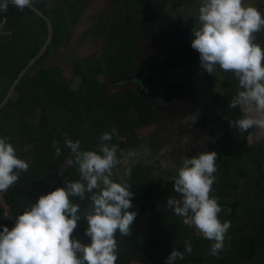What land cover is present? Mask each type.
<instances>
[{
  "label": "clouds",
  "instance_id": "9594fccd",
  "mask_svg": "<svg viewBox=\"0 0 264 264\" xmlns=\"http://www.w3.org/2000/svg\"><path fill=\"white\" fill-rule=\"evenodd\" d=\"M32 2L0 0V12H7L9 4L23 11ZM190 8L189 16L195 17L191 47L199 53L200 69L213 76L219 68L237 81L229 106L238 108L241 115L228 120V125L246 133L250 144L254 135L264 136V41L257 40V34H264V16L247 0H195ZM77 86L78 78L73 90ZM114 136H118L115 126L100 135L97 148L83 150L80 140L73 141L65 134L64 144L71 153L66 163L78 168L79 179H65L64 186L40 195L14 218L11 228L0 225V264H117L116 234L132 235L137 212L130 210L134 197L131 185L121 177L114 179L119 176L118 167L128 162L119 144L112 143ZM53 147L59 157V143L53 141ZM163 151H170V146ZM217 159L216 151L184 156L173 176V190L181 199L169 196L165 204L183 218L185 225L210 241L209 254L218 257L231 221H221L218 197L210 195ZM28 169L29 163L18 157L10 138L0 136V194ZM72 197L88 199V209L82 213ZM81 219L87 224L83 234L87 243L73 236ZM192 251L191 242L185 240L184 251L173 248L165 264H176L184 259L185 252Z\"/></svg>",
  "mask_w": 264,
  "mask_h": 264
},
{
  "label": "trees",
  "instance_id": "16d2710c",
  "mask_svg": "<svg viewBox=\"0 0 264 264\" xmlns=\"http://www.w3.org/2000/svg\"><path fill=\"white\" fill-rule=\"evenodd\" d=\"M41 46L42 44H39L29 54L19 56L17 61L15 58L7 57L16 62L17 65L7 73V79L3 83L5 91L0 102L5 98L21 71L40 51ZM123 48L122 52L127 49L137 51L136 46H131L129 43L123 45ZM113 54L117 55L116 58L113 57ZM113 54L106 55V59L109 75L117 76L120 72L113 73L112 69L117 67L125 69L128 63L123 58L125 54L120 53V51ZM91 60L80 63L78 75L81 76L82 83L80 90L74 93L69 92L61 80L49 84L50 78L46 73L36 77L28 74L21 82L18 91L25 93L23 101L26 102L24 104L27 106L38 105L43 109L42 133L36 138L39 146L42 141H45L44 135L47 132L53 141H56L55 137H60L64 141V136L67 134V137L73 141L80 140L84 150L95 149L101 143L100 135L105 131H111L113 126L118 132V136L113 137L114 143L120 141L124 143L130 138L134 144L140 139L138 129L158 122L156 111L141 99L137 98V101L130 105L124 95L109 96L105 94L106 92L100 93L99 89L103 83L100 80L96 79L97 81H95L91 77L89 78L82 71V65L90 64L97 76L104 72L98 61ZM89 79L94 81V84H88ZM97 105L99 106L96 109L91 108ZM131 107L136 110V113L132 112ZM89 108L91 109L87 112L86 110ZM60 109L68 111L70 117L66 124H63L59 117H56L55 113ZM122 116H126L125 121L120 119ZM216 117L217 115H213L212 124L216 123ZM4 122L3 124L0 123V126L6 128ZM48 130H51L52 133ZM224 131L229 137V144L226 146L217 145V147L221 149L241 148L239 141L231 137L237 131L232 129L229 132L227 128ZM41 149L46 150L48 147L43 143ZM207 151H212L210 146ZM53 152L55 153L54 147ZM232 153L235 152L228 150L222 154L218 153L217 171L214 173L216 179L210 193L211 196L218 197V202L222 207V212L219 214L221 221H231V228L226 235V245L218 257L209 254L210 241L204 239L192 226L185 225L183 218L176 216L173 209L166 207L165 202L169 196L178 200L181 199L180 195L173 190L174 180L164 182L161 176L158 179L157 177L150 178L153 167L137 164L135 167L132 165V176L127 180L134 193L133 208L130 210L136 211L137 216L132 225V235L121 237L119 232L116 234L119 245L117 264H165L166 258L173 248L181 252L184 251L185 240L191 242L193 251L191 254L185 252L184 259L178 260L176 264H264V149L256 150V148L247 147L242 150L243 154L235 155ZM70 155L64 156L63 160L66 162ZM194 155L189 153L186 156L190 158ZM243 159L249 160V166H252L254 171L252 173L257 176L254 179L252 193L247 197L237 199L236 196H239L241 189V185L238 184L239 181L252 178L251 174L244 172V168L241 167ZM61 165V161L56 160V165L52 171H49L48 176L56 179L59 176L58 173L63 172ZM231 167L234 168L231 169ZM66 171L68 180L79 179L78 168L75 165L68 166ZM117 171H120V167ZM114 179H118V176ZM234 179L238 183H235ZM13 194V191L9 192L7 201L12 213L15 210L17 214H20L26 208V203H21L19 197V204L16 205ZM28 197L31 203L39 198L36 193H31ZM229 197L235 200L230 202L228 201ZM71 199L74 203L80 204L82 213L88 209L90 204L88 199L80 200L78 197ZM0 216H5L4 210L1 211L0 209ZM3 222L9 228L14 224L11 220H3ZM86 227V221L81 219L73 233L74 237L81 238L82 242L85 243L88 242L83 235Z\"/></svg>",
  "mask_w": 264,
  "mask_h": 264
},
{
  "label": "flooded vegetation",
  "instance_id": "af4514ba",
  "mask_svg": "<svg viewBox=\"0 0 264 264\" xmlns=\"http://www.w3.org/2000/svg\"><path fill=\"white\" fill-rule=\"evenodd\" d=\"M148 1L153 2L156 0H146L145 2L149 3ZM158 1L161 5L162 0ZM103 2L102 0H33L32 4L40 9L45 16L32 7H26L23 11H20L16 10L11 4H9L7 12H0V17H6L0 19V98L5 91L3 83L7 79V73L17 65L16 62L7 57L15 58L17 61L19 56L29 54L39 44H42V49L49 36V20H51L54 26L53 42L46 54L28 73L33 77L46 73L50 78L49 84L61 80L67 86V90L74 93L80 90L82 83V78L78 75L80 63L95 59L104 69L102 74L105 75H100L104 79L100 80L107 88L105 94L109 96L124 95L130 105H133L137 101L136 99L139 98L153 107L157 113L158 122L168 132L171 141L174 137L190 136L193 132L198 131L200 132L197 139L198 144L202 140L209 139L208 136L215 139L211 131L213 115H217L220 120L228 121L231 120L228 119V116L232 114L233 110H236L237 118L240 117L239 109L229 106L237 91V81L231 74H225L219 68L213 76L202 72L198 62L199 53L191 47L193 39L192 25L190 20H184L187 13H183L179 4L181 3L180 5L183 8L191 12L190 7L195 3V0H174V5H178L179 8L176 6V11L171 12L174 21L170 19L167 22L171 40L170 44L164 45V51H162L164 53L161 55L162 60H160L161 56L159 54L160 20H156V13L153 16L150 10L156 5L148 4L145 8H139V10L142 9L143 13L148 11L151 14L148 15L149 19L155 22L153 28L149 29L151 26L149 23L148 28L143 29L142 26L145 24L144 15L137 16V13L132 17L133 14H129L132 8L128 11L129 13H127V8H122L125 9L124 12L120 8V15H118L113 8H106V3ZM131 2L132 0H129V3ZM247 2L260 9L262 16H264V0H247ZM188 4L191 6H188ZM109 15L118 16L113 25L127 23V27L133 26L132 30L123 33L133 37L132 40L129 39V42H133V46H136L137 49L136 52L129 49L124 51L123 58L128 66L125 69L121 67L112 69L113 73L120 72L117 76L109 75L107 59L106 65L102 62V59L109 55L108 50L112 42L100 44L88 53L80 50L86 38L101 27L107 21ZM83 23L85 26H89L87 29L89 32L86 35L80 33L81 27L83 29ZM73 26L76 28L73 29ZM112 31L110 30V32ZM155 34H158V38H152ZM148 36H151V38ZM109 37V41H111V34ZM257 40L264 41V34H257ZM56 42L58 43L55 44ZM147 42L153 46L152 51L141 50ZM165 52H168V54ZM168 55L174 57V59L168 60V64H165L164 60ZM181 57H183L184 65L175 62L176 59ZM61 62L65 66L59 65ZM43 63H46L45 67H41ZM61 68L64 69L63 74L60 71ZM68 70L73 71L71 79L66 74ZM36 71L38 72L33 74ZM121 75H129V77ZM77 78L78 86L73 90L72 85L77 81ZM159 83L160 93L156 95L154 89L159 88ZM117 88H122V90L117 93ZM222 106H226V108ZM131 109L132 112L136 113L133 107ZM60 111L62 110L60 109ZM58 112L55 113L56 116H59ZM189 116L196 117L194 122L187 119ZM237 133L239 142L244 143L247 140V134L238 131ZM262 140H264V136L256 137L254 135L251 143L252 147L264 149V144L261 143ZM209 141L211 143V140ZM211 146L213 147V141Z\"/></svg>",
  "mask_w": 264,
  "mask_h": 264
},
{
  "label": "crops",
  "instance_id": "0c3cea01",
  "mask_svg": "<svg viewBox=\"0 0 264 264\" xmlns=\"http://www.w3.org/2000/svg\"><path fill=\"white\" fill-rule=\"evenodd\" d=\"M102 1H104L103 3H106L105 4L106 8H108V9L113 8L114 10H116V13L118 15H120V8L121 9L122 8H128V9L132 8V6L129 3V0H108V2H107V0H102ZM122 2L124 3L123 5H122ZM145 3L146 2H143V5L141 7L145 8L148 4L156 5V7H154L151 10V14L154 16L155 15V13H154L155 9H157L160 2L158 0H156L153 2H149L147 4H145ZM151 14L148 11H146V13H144V14H140V15H144V18H145V20H144L145 24H144V26H142L143 29H146V27L148 28L149 23L151 24L149 29L154 27V24H155L154 20H150L149 16H148ZM117 19H118V16L109 15L107 21L104 22L103 25L101 27H99L94 33H91L86 38V40L84 41V44L80 47V50L88 53L91 50H94L100 44L112 42V45L109 46L110 48L108 50V52L110 54H113V53L118 52V51H122L124 49L123 45H127L125 38L129 37V35H124L123 32L124 31L128 32V30H132L133 26L127 27L128 26L127 23L120 24V25H113V23L115 21H117ZM135 23H137V22H135ZM142 23H143V20H142ZM74 28H76V27L73 26V29ZM88 28H89V26H85L83 23V29L81 27L80 33L83 35H86L89 32V30H87ZM110 30H113V31L110 32ZM110 34L112 36L111 41H109V38H110L109 35ZM148 37L151 38V36H148ZM114 41H116V42H114ZM120 47H121V49H120ZM142 47H144V49L141 48V50H143V51H145V50H151L152 51L153 50V46L150 45L148 42L146 45H144ZM102 85L105 86V84H102ZM18 88H19V86H18ZM18 88L14 92V94L12 95L11 103L8 104L9 107H7L8 106L7 105L6 106L7 108L4 111H0V123L3 124V122L5 121L4 123L6 124V128H8L6 130V128H3L1 125L0 126V136L9 137L10 142L13 143V145L15 146V148L17 150L18 157L25 159L29 163V169L26 172L22 173L20 176V179L17 181V183L8 189L9 192L13 191V193H14L13 199H14V203L16 205L19 204V197H20L21 203H26V207H28L31 203L30 199L28 197L29 194L36 193L38 196H40L42 194H46V193L54 190L56 188V184L60 183V184H62V186H64V180L65 179L68 180L66 170H67V167L69 165H67V163L63 160L62 156L64 154H66L65 156H67L71 153L67 150L65 151V148H64L65 144H64V141H62L59 143V146L61 147V150L64 152H61V155L59 157H57L56 153L53 152L52 137H50L47 132L44 135L45 141H42L40 143V146L38 145L39 143L36 142V138H38L40 136V134L42 133L41 121H42L43 109L41 106L39 107L38 105H33V106H27L26 104L21 105L19 103V101L23 100V98L25 97V93L18 91ZM18 105L19 106L21 105V106L19 107ZM98 106L99 105H97L96 107H91V108L96 109ZM91 108L87 109L86 111L89 112V110ZM67 120H69V117H67ZM61 122L63 124L67 123V121L66 122L61 121ZM191 122H194V121H191ZM140 129H143V128H140ZM140 129H138V130H140ZM48 132L52 133L51 130H48ZM199 136H200V134H199ZM185 138H187V137H179L180 141H179L178 147L181 146L182 149H180L178 152L186 151L185 148L189 146V145L185 146L183 144V141ZM209 140H211L210 136H209ZM43 143H45L47 145L48 149H46V150L41 149V146L43 145ZM239 143H240L241 148L252 147L251 143L249 144L247 142V140L244 141V143H241V142H239ZM261 143L264 144V140H262ZM204 145L206 146V142H204V140H202L199 143V146H204ZM129 146H127V147H129ZM209 146H211V143H209L207 145V148ZM256 149H258V148H256ZM125 151H130V150L125 149ZM132 153L136 156V154L134 152H132ZM137 156H138V160L136 162H138V161L141 163L145 162V165H150L151 159L153 157H155L154 155H152V157H150L151 159H147L145 154H140ZM56 160L61 161V164H62L61 169L63 171V174L59 175L56 179H54L51 176H48V174H49V171H52L53 167L56 165ZM142 161H144V162H142ZM129 162H130V164H128V166H125V169H129L131 171V174L127 176V178L129 177L128 180L132 176V172H133L132 165L137 166V164H138L136 162H132V161L128 160L127 163H129ZM118 174H119V176H118V179H119L120 175L124 174V173L122 171H119ZM53 184H55V185H53ZM34 187L36 188L35 190H34ZM0 209H1V211H3L2 208H0ZM12 209H14V208H12ZM17 215L18 214L15 212V210H13L12 217H10V218L7 217L8 219L5 216L4 217L6 219L4 217L0 216V225H4L3 220H5V221L11 220L14 222V218ZM0 230H2V229H0Z\"/></svg>",
  "mask_w": 264,
  "mask_h": 264
},
{
  "label": "rangeland",
  "instance_id": "374dc122",
  "mask_svg": "<svg viewBox=\"0 0 264 264\" xmlns=\"http://www.w3.org/2000/svg\"><path fill=\"white\" fill-rule=\"evenodd\" d=\"M146 0H132V2L130 3V5L132 6L131 12L129 13L127 8V13L129 14H133L131 15L132 17L135 16L137 13L138 15L140 14H144L142 12V9L139 10V8H141V5L143 4V2H145ZM172 0H162V4L157 7V9H155L156 13V20H160V46H159V54L160 56L164 53L162 51H164V45H168L170 44V40H171V35L169 34V30L167 28V22L168 20H172L174 21V18L172 17L171 12H175L176 10H172V8H168V7H164L166 4H168L169 2H171ZM172 6V5H171ZM144 8V7H143ZM152 10V9H150ZM122 11L124 12L125 9H122ZM146 13V12H145ZM137 15V16H138ZM158 38V34H155L152 38ZM129 39L132 40L133 37H127L126 38V44H130L131 46H133V42H129ZM116 42V41H114ZM154 48H156L154 46ZM121 49V47H120ZM142 49H144V47H142ZM120 53L124 54V52L120 51ZM166 54H168V52H165ZM110 54V53H109ZM116 54H113V57L116 58ZM174 59V57H170L169 55L166 57V59L164 60L165 64H168V60H172ZM160 60H162V56L160 58ZM102 62L104 65H106V58L102 59ZM175 62H179L180 64L184 65V60L183 57L178 58L175 60ZM199 62V60H198ZM163 63V62H160ZM59 65L61 66H65V64L63 62L59 63ZM46 63H43L41 67H45ZM61 73L63 74L64 69H60ZM82 71L84 73H86L85 75H87L89 78L91 77L93 80L97 81L100 79H104V77H100V75L97 76L96 71L94 70V68L90 65V64H85L82 65ZM33 72V74L37 73ZM73 71L72 70H68L66 72V74L70 77V79L73 76ZM137 72V69H136ZM104 75V74H102ZM123 76V75H121ZM123 77H129V75H124ZM97 79V80H96ZM101 81V80H100ZM88 84H94V81H91L89 79V81H87ZM122 87V86H121ZM106 87L102 85L100 90L101 92H106ZM117 93H119L120 90H122V88H117ZM89 96V95H88ZM26 102V101H25ZM23 100L19 101V103L21 105H24L25 103ZM20 105V106H21ZM19 106V105H18ZM17 106V107H18ZM19 106V107H20ZM224 108H226V106H222ZM59 111V110H58ZM227 111V109H226ZM59 117L60 121H67V117H70L68 115V111L67 110H63V111H59ZM237 117V111L233 110L232 114H230L228 116V119H235ZM120 119H122V121H125L126 116H122L120 117ZM147 119V118H145ZM159 119H160V111H159ZM216 119V123L211 125V131L212 134H214L215 139H211V144L213 141V147L211 146V150L212 151H216L219 154H222L224 152H227L228 150H233L235 153V155H239V154H243L242 150L244 148H240L238 147V149H229V148H220V147H216V145H220V146H226L229 144V137L227 136V132L224 131L225 128H227L229 130V132L232 131L231 128H229L228 125V121H224L223 119L220 120L219 118H215ZM173 133H174V128H173ZM200 132H193V134H191L190 136H186L187 138L184 139L183 144L189 145L188 147L185 148L186 151L184 152H178L180 149H182V147H178L179 144V136L178 137H174L172 138V141L170 139V135L168 134V132L164 129L163 126H161L160 122H157L155 124H151V125H147V127H144L143 129L138 130V136H139V141L137 143L133 144V141H131L130 138H128V140L130 141H125L124 139V143L123 141L118 142L117 144H119L120 148L123 150V152L128 156V160L132 161V162H136L138 160V156L140 154H145V156L147 157V159H151L150 157H152V155H154L155 157H153L151 159V163H150V167H153V171L150 174V178H155L157 177L160 178V176L164 179V182L167 180H171L173 179V176L176 174V169L181 165L182 163V159L184 156H186L187 154H195L197 155L200 152H205L207 151V145L210 143L209 139H205L204 142H206V146H199L197 139L199 136ZM231 137L233 139H235L236 141H239V137H238V133H233L231 135ZM235 137V138H234ZM209 138V136H208ZM55 140L60 143L63 141V139L56 138ZM112 143L113 140H112ZM130 145V146H129ZM129 146V147H127ZM166 146H170V151H163L165 149ZM65 151H69L70 150L65 147ZM125 149L130 150V151H125ZM84 150V148H83ZM134 152L136 154V156L132 153ZM64 152V151H62ZM66 154H64L62 157H64ZM119 155V153H118ZM123 159V157H122ZM144 162V161H142ZM136 163H140L139 165H144V163L141 162H136ZM249 160L248 159H243L242 163H241V167L244 168V172L251 174L250 176L252 178L250 179H241L239 181V183L234 179L235 183H238L239 185H241V189H240V193L239 196H236L237 199H240L241 197H247L249 196L253 189H254V179L256 178V174L252 173L253 171V167L249 166ZM129 163H127V165H121L120 167V171H122L124 174H121L120 177L123 179L128 180L127 176L131 174V171L129 169H125V166H128ZM147 164V163H146ZM135 167V165L133 166ZM234 167H231V169H233ZM73 175V173H72ZM60 184V183H59ZM56 184V188L57 187H62V184ZM55 185V184H53ZM235 199L232 197L228 198V201L233 202ZM227 238H225L226 241ZM226 245V244H225Z\"/></svg>",
  "mask_w": 264,
  "mask_h": 264
},
{
  "label": "water",
  "instance_id": "95a60500",
  "mask_svg": "<svg viewBox=\"0 0 264 264\" xmlns=\"http://www.w3.org/2000/svg\"><path fill=\"white\" fill-rule=\"evenodd\" d=\"M149 2V1H148ZM147 3V2H146ZM175 2L174 0H172L171 2H169L168 4H166L164 7H168V8H172V10H175V7L177 6L179 8L182 9L183 13H187L186 16H184V20L188 21L190 20L191 25L193 26L195 24V17L193 16H189L190 12L188 10H186L185 8H183L180 4L178 5H174ZM172 5V6H171ZM188 6H191L188 4ZM31 7L39 12L40 14H42L43 16H45V14L38 9L37 7H35L33 4L31 5ZM53 37H54V26L52 24V21L49 20V36L48 39L45 43V45L43 46V48L39 51V53L28 63V65L26 66V68L20 73V75L18 76V78L16 79V81L14 82L10 92L8 93L7 97L5 98V100L0 104V111L2 109H4L11 101L12 99V95L14 94V92L17 90L18 86L21 84V82L23 81V79L25 78V76L30 72V70L39 62V60L46 54V52L48 51L50 45L53 42ZM145 90V89H144ZM155 94L157 95L158 93H160V83H159V88L156 87L155 89Z\"/></svg>",
  "mask_w": 264,
  "mask_h": 264
},
{
  "label": "built area",
  "instance_id": "2783aa9c",
  "mask_svg": "<svg viewBox=\"0 0 264 264\" xmlns=\"http://www.w3.org/2000/svg\"><path fill=\"white\" fill-rule=\"evenodd\" d=\"M8 194H9V190L6 193L0 194V208H3L5 216L12 217L13 213L7 201Z\"/></svg>",
  "mask_w": 264,
  "mask_h": 264
}]
</instances>
